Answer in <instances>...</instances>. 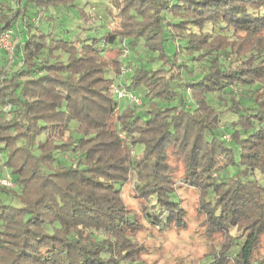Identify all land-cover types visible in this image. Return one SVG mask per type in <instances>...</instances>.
<instances>
[{
	"label": "trees",
	"instance_id": "trees-1",
	"mask_svg": "<svg viewBox=\"0 0 264 264\" xmlns=\"http://www.w3.org/2000/svg\"><path fill=\"white\" fill-rule=\"evenodd\" d=\"M73 2L0 0L19 37L0 47V264H147L139 231L185 227L179 182L220 238L202 264H264V0H114L120 33L72 41L41 26Z\"/></svg>",
	"mask_w": 264,
	"mask_h": 264
},
{
	"label": "rangeland",
	"instance_id": "rangeland-1",
	"mask_svg": "<svg viewBox=\"0 0 264 264\" xmlns=\"http://www.w3.org/2000/svg\"><path fill=\"white\" fill-rule=\"evenodd\" d=\"M73 1V5L67 6L61 3L53 9L49 8L47 14L54 13V17L50 21L47 18L41 19V26L62 39L71 41L77 37L82 39L98 37L103 34V30H109L114 34L121 32L118 19L111 16L116 13L114 0H102L101 3H98V7L94 8L91 5L92 0H87L88 3H86V0ZM7 3L11 5L13 0H7ZM28 9L29 14L32 11H38L36 6L31 4ZM260 13H264V7L260 9ZM99 16L102 18L99 19ZM26 34V28L22 27L20 37L24 38ZM18 40V36L2 33L0 34V47L9 52ZM126 54L127 51L124 49L122 56ZM117 89L126 92V88L120 85L114 88V94H117ZM140 104L141 102L137 103V105ZM6 108L7 106L4 105L3 109L6 110ZM136 151L137 147L132 148L131 154L136 153ZM180 174L181 172H178V176ZM262 179L264 180L263 177ZM124 188L122 194L125 203L135 207L137 204L134 197H131L130 187L127 184ZM176 191L185 212V227H170L162 233L148 226L139 231L135 239L145 246L143 256L147 264H202L204 255L211 250L212 242L215 243L220 240L218 236L212 239L205 236L204 227L202 226L203 217L196 210L197 191L182 185L180 182L176 187Z\"/></svg>",
	"mask_w": 264,
	"mask_h": 264
},
{
	"label": "built area",
	"instance_id": "built-area-1",
	"mask_svg": "<svg viewBox=\"0 0 264 264\" xmlns=\"http://www.w3.org/2000/svg\"><path fill=\"white\" fill-rule=\"evenodd\" d=\"M6 34L8 33V35H10L9 32H5ZM12 51V50H11ZM9 50V52H11ZM116 93L119 97H122V96H127V98L130 100V101H133L134 103H140V100L133 94L129 93V92H122L120 91L119 89L116 90ZM0 184L3 185V186H12V180L10 179V177H0Z\"/></svg>",
	"mask_w": 264,
	"mask_h": 264
}]
</instances>
